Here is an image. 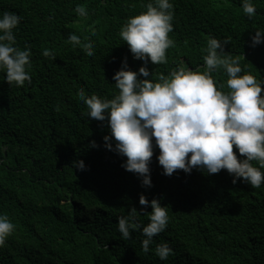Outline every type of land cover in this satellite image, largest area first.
Instances as JSON below:
<instances>
[{
	"label": "trees",
	"instance_id": "trees-1",
	"mask_svg": "<svg viewBox=\"0 0 264 264\" xmlns=\"http://www.w3.org/2000/svg\"><path fill=\"white\" fill-rule=\"evenodd\" d=\"M149 2L154 0H0V17H21L14 46L30 49L32 65L31 83L19 87L0 70V215L15 225L0 247V264H264V183H233L226 169L208 174L194 167L168 176L154 147L152 183L143 186L142 177L122 167L127 158L105 147L107 119L88 117L78 95L83 88L86 96L114 98L119 90L113 76L125 60L136 72L146 66L154 82L179 67L203 72L202 50L210 38L228 40L224 55L239 60L240 74L264 82V41L252 45L256 30H264V0H252V17L242 0H170L174 46L166 50L167 64L158 65L134 58L120 36ZM78 5L86 16L77 14ZM70 34L90 39L94 55L73 45ZM45 49L55 59L45 57ZM212 76L228 91L224 69ZM233 151L243 158L235 145ZM80 160L85 170L73 165ZM141 194L159 199L169 215L148 253L142 230L128 240L118 230V218L132 207L142 226L150 222L145 212L152 209L140 205ZM165 242L173 254L161 260L155 248Z\"/></svg>",
	"mask_w": 264,
	"mask_h": 264
},
{
	"label": "clouds",
	"instance_id": "clouds-1",
	"mask_svg": "<svg viewBox=\"0 0 264 264\" xmlns=\"http://www.w3.org/2000/svg\"><path fill=\"white\" fill-rule=\"evenodd\" d=\"M147 11L130 17L121 28L120 36L127 43L134 58L145 65L167 64L166 50L174 46L169 38L173 31V4L170 0H154L146 5ZM243 12L249 17L256 13L252 0H242ZM78 15L86 16L83 5L75 9ZM21 17L12 12H4L0 17V70L6 72L5 79L10 85L23 86L31 83L32 67L30 49L15 47L13 29ZM69 41L79 45L89 56L94 55L93 42L85 38L81 41L76 34H70ZM264 41V30L257 29L252 37V45ZM228 40L210 38L203 60L206 70L194 71L179 67L169 76L161 74L158 82L148 79L149 69L141 66L139 72L127 68V61L113 79L119 90L112 99L100 98L93 94L86 96L83 88L78 90L80 99L87 105L86 115L104 121L107 119L110 135L104 136L105 147L126 157L122 164L127 171L142 177L143 186L150 187V161L154 147L160 152L158 162L165 175L171 176L180 169L190 173L192 168L215 174L226 169L233 176V183L242 178L253 188L264 183V82L250 74L241 75L237 58L224 55V45ZM45 57L55 59L54 53L45 49ZM227 73L228 91L223 84L217 86L212 73L219 69ZM143 76L145 79H139ZM154 138V143H153ZM114 139L115 146L111 141ZM241 158H238L233 146ZM97 147L96 142H91ZM256 161L259 167L254 166ZM79 170H85L83 160L74 161ZM140 205L151 206L149 223L142 226L140 212L132 207L127 216L118 218V230L124 240L131 238L133 230H142V250L148 253L154 243L153 237L164 232L169 215L166 205L159 199L149 201L143 194ZM15 225L6 215H0V247L13 233ZM155 254L167 260L173 254L168 243L156 245Z\"/></svg>",
	"mask_w": 264,
	"mask_h": 264
}]
</instances>
